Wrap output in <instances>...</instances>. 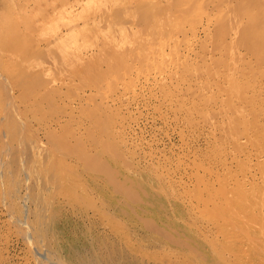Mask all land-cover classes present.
I'll return each instance as SVG.
<instances>
[{
    "label": "bare ground",
    "instance_id": "1",
    "mask_svg": "<svg viewBox=\"0 0 264 264\" xmlns=\"http://www.w3.org/2000/svg\"><path fill=\"white\" fill-rule=\"evenodd\" d=\"M0 206L34 264H264V0H0Z\"/></svg>",
    "mask_w": 264,
    "mask_h": 264
},
{
    "label": "rangeland",
    "instance_id": "2",
    "mask_svg": "<svg viewBox=\"0 0 264 264\" xmlns=\"http://www.w3.org/2000/svg\"><path fill=\"white\" fill-rule=\"evenodd\" d=\"M204 25L205 23L198 26L199 38L203 37ZM146 110L147 108L142 107L141 116L132 123L136 133L147 140L154 141L161 148L165 147L168 153L172 151L182 153V147L185 148V146L181 142L179 132L171 125V121H169L170 125L163 126L160 117L151 109ZM192 154L191 151L188 155L192 157ZM10 230L7 226L6 213L0 206V264H34L21 237Z\"/></svg>",
    "mask_w": 264,
    "mask_h": 264
}]
</instances>
